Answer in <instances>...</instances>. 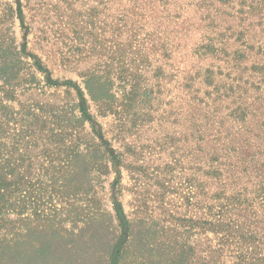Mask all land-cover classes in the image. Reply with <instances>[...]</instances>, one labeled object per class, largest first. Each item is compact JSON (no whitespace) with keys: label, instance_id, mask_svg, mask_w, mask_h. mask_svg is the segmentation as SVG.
<instances>
[{"label":"rangeland","instance_id":"obj_1","mask_svg":"<svg viewBox=\"0 0 264 264\" xmlns=\"http://www.w3.org/2000/svg\"><path fill=\"white\" fill-rule=\"evenodd\" d=\"M25 43L54 79L125 81L118 116L92 110L127 165L129 219L191 245L195 262L211 249L222 264L264 257V0H0V49L16 58ZM40 84L32 99L54 101ZM115 179L98 190L109 211ZM220 218L230 236L187 233Z\"/></svg>","mask_w":264,"mask_h":264},{"label":"trees","instance_id":"obj_2","mask_svg":"<svg viewBox=\"0 0 264 264\" xmlns=\"http://www.w3.org/2000/svg\"><path fill=\"white\" fill-rule=\"evenodd\" d=\"M0 54V264H222V249L195 262L194 247L159 243V231L126 215L119 197L127 165L92 110L118 116L114 89L125 81L96 70L81 74L82 85L54 79L26 43L16 58ZM42 82L58 93L54 101L32 99ZM112 173L109 211L98 190ZM187 223V233L196 225L231 235L221 218ZM255 256L248 264H264Z\"/></svg>","mask_w":264,"mask_h":264}]
</instances>
